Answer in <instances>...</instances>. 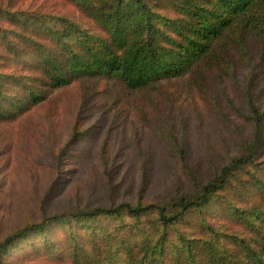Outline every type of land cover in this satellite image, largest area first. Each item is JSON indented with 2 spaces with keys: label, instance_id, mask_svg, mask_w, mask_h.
I'll return each mask as SVG.
<instances>
[{
  "label": "rangeland",
  "instance_id": "obj_1",
  "mask_svg": "<svg viewBox=\"0 0 264 264\" xmlns=\"http://www.w3.org/2000/svg\"><path fill=\"white\" fill-rule=\"evenodd\" d=\"M6 14L25 20L74 12L60 0H0L2 40L11 37L14 26ZM215 73L206 74L202 89L176 81L142 95L104 82L80 83L59 104L49 102L20 122L0 124V242L63 213L124 203L162 206L199 191L253 145L250 96L264 116V61L250 56L226 73ZM256 151L258 159L249 170L264 184V120ZM247 187H240L241 195L225 190L202 213H190L186 223L169 227L153 215L56 224L47 234L20 241L5 264H69L45 257L44 244L66 249L75 241L86 251L93 236L101 248L108 246L102 237H109L108 249L117 262L130 257L128 247L140 257L158 243L164 245L160 258L167 261L172 251L183 253L180 239L218 240L231 249L240 239L252 242L264 218V202ZM226 195L251 225L228 217L244 215L224 207L220 200ZM255 210L260 213L250 214ZM263 231L264 226L260 235Z\"/></svg>",
  "mask_w": 264,
  "mask_h": 264
},
{
  "label": "trees",
  "instance_id": "obj_2",
  "mask_svg": "<svg viewBox=\"0 0 264 264\" xmlns=\"http://www.w3.org/2000/svg\"><path fill=\"white\" fill-rule=\"evenodd\" d=\"M60 1L73 9L74 15H49V19L35 15L23 20L6 14L14 26L10 38H0L2 125L20 122L49 102H61L67 91L80 83L104 82L140 95L176 81L202 89L206 74L226 73L235 63L250 61V56L264 61V0ZM248 107L255 131L253 145L199 191L162 206L124 203L45 218L0 242V264H5L20 241L47 234L56 224H85L98 218L138 220L153 215L157 223L169 227L186 223L190 213H202L225 190L231 188L227 195H241L240 187L247 190L248 185L264 202V184L249 170L258 159L256 147L262 140L264 116L252 96ZM242 175L245 178L241 180ZM233 181L236 187L230 186ZM227 195L220 200L225 201L224 207L233 206L235 214L244 215L228 217L251 225ZM261 223L252 242L240 239L231 249L218 240L199 243L180 239L183 253L171 250L167 261L160 258L163 243L141 251L140 257L128 247V259L113 261L106 236L102 237L108 244L105 248L99 246L98 236H93L86 251L75 241L66 249L46 243L42 251L45 257L57 256L69 264H104L110 258V264H264V231L260 235L264 218Z\"/></svg>",
  "mask_w": 264,
  "mask_h": 264
}]
</instances>
